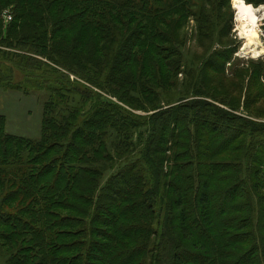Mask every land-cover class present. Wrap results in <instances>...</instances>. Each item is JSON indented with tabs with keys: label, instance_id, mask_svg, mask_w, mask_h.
Masks as SVG:
<instances>
[{
	"label": "trees",
	"instance_id": "trees-1",
	"mask_svg": "<svg viewBox=\"0 0 264 264\" xmlns=\"http://www.w3.org/2000/svg\"><path fill=\"white\" fill-rule=\"evenodd\" d=\"M217 1L0 0V85L47 92L36 139L0 115L5 264H264L263 80L170 78Z\"/></svg>",
	"mask_w": 264,
	"mask_h": 264
},
{
	"label": "rangeland",
	"instance_id": "rangeland-1",
	"mask_svg": "<svg viewBox=\"0 0 264 264\" xmlns=\"http://www.w3.org/2000/svg\"><path fill=\"white\" fill-rule=\"evenodd\" d=\"M244 2L257 9L256 16L259 18L256 22L259 32L257 46L248 44L247 40L240 36L238 31L240 25L239 10L234 6V0H224L222 4L219 3V0L216 2L221 7V9L220 7L217 9L219 18L216 19L212 29L213 37L211 35L206 40L199 35L202 33L200 31L201 25L195 15L196 9H193L194 15H190L185 23L186 40L180 52L182 58H172L175 61V67H178V71L170 75V78L178 80L180 88L183 87V84L184 88L190 86L189 83L185 85L184 80H202V73L208 77V80H224L227 87L230 85V80H242L241 82L244 80L245 83L247 80H263L264 82V52L260 56H255L254 52L255 47L260 49L264 47V0L258 3H250L248 0H244ZM6 8L13 15L12 7ZM245 15L251 17L249 12H245ZM0 21L4 27L9 25L3 15L0 17ZM221 28L225 29V35L220 33ZM229 51L230 55L226 57V53ZM210 59L214 60L217 68L206 66ZM19 74L21 75L19 76ZM23 80H26L23 72L16 71L15 78L12 80L13 83H22ZM71 80L77 79L75 76H71ZM244 93L235 96L237 101L241 99L244 103ZM46 98L47 92L38 88H30L27 93L23 88L18 90L0 85V115L6 118L8 133L33 139L40 137L43 103ZM188 99L191 100L193 97ZM261 105L264 107L262 102ZM135 113L139 115L149 114L143 111H135ZM256 120L264 122V117H259ZM0 264H5L1 256Z\"/></svg>",
	"mask_w": 264,
	"mask_h": 264
},
{
	"label": "bare ground",
	"instance_id": "bare-ground-1",
	"mask_svg": "<svg viewBox=\"0 0 264 264\" xmlns=\"http://www.w3.org/2000/svg\"><path fill=\"white\" fill-rule=\"evenodd\" d=\"M234 6L239 10L238 11V20L240 22L238 31L242 38L246 39L248 44L257 46L256 43L258 40V17L257 9H255L251 4H247L244 0H234ZM245 12L251 13V17L245 15ZM255 56H260L264 52V47L262 49L255 47L254 49Z\"/></svg>",
	"mask_w": 264,
	"mask_h": 264
},
{
	"label": "built area",
	"instance_id": "built-area-1",
	"mask_svg": "<svg viewBox=\"0 0 264 264\" xmlns=\"http://www.w3.org/2000/svg\"><path fill=\"white\" fill-rule=\"evenodd\" d=\"M5 18L7 21H10V20H12V15L8 11H6L5 12Z\"/></svg>",
	"mask_w": 264,
	"mask_h": 264
}]
</instances>
